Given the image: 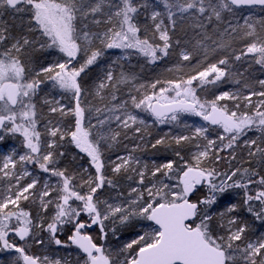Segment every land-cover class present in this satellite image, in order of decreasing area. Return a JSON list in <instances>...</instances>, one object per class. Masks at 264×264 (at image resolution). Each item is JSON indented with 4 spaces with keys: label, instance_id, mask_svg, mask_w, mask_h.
<instances>
[{
    "label": "snow or ice",
    "instance_id": "1",
    "mask_svg": "<svg viewBox=\"0 0 264 264\" xmlns=\"http://www.w3.org/2000/svg\"><path fill=\"white\" fill-rule=\"evenodd\" d=\"M246 9L264 12V0H0V144L19 136L24 149L0 156V179L8 181L0 194V252L16 254L11 264H264V232L249 238L254 225L234 215L242 207L264 225V174L252 166L253 160L264 166V90L213 99L197 91L225 79L251 89L248 69L232 71L230 59L264 69V17L244 15ZM6 13L11 23L3 20ZM113 49L121 55L99 83L85 87L82 74ZM217 53L216 62L196 70ZM45 54L54 56L51 63H43ZM172 55L193 74L137 85L136 73L125 71L123 61L133 57L152 65ZM258 84L264 89V79ZM41 85L51 91L40 96ZM122 85L126 99L118 96ZM253 96L262 98L254 106ZM229 100L234 107L220 103ZM182 116L219 129L217 138H209V127L181 123ZM166 124L190 133H165L151 144L166 145L175 159L149 166L134 154L140 144L106 158L122 137L142 140L151 127ZM69 145L87 157V166H59ZM229 192L239 204L221 201ZM24 202L35 206V215ZM129 226L139 230L136 236L111 247L109 232L119 241L118 231ZM94 227L95 235L88 231ZM32 244L54 245L56 254H30Z\"/></svg>",
    "mask_w": 264,
    "mask_h": 264
},
{
    "label": "trees",
    "instance_id": "2",
    "mask_svg": "<svg viewBox=\"0 0 264 264\" xmlns=\"http://www.w3.org/2000/svg\"><path fill=\"white\" fill-rule=\"evenodd\" d=\"M149 2H153V0H149ZM257 9L256 11H258ZM260 11V10H259ZM244 12V10H243ZM264 17V12L258 13L256 15V18ZM3 20L7 21L8 23H11V17L6 13L3 17ZM239 23H241V19L239 20ZM242 24V23H241ZM243 43H247V41L241 42V45ZM47 56V59L43 61L44 64L51 63L52 59H54V56H48V54H45ZM113 56V57H112ZM120 55H112L110 52H105V55L101 57L98 62L92 66H90L85 74H82V82L85 87L91 88L95 82L97 81V76L103 71L104 73L107 71L108 65L111 63L113 59L118 58ZM221 57L220 53L217 54H211L209 55L208 59L204 61L203 64L199 66L196 70H203L204 67H207V64L216 62ZM202 58V57H201ZM125 64V71H131L135 72L138 79L136 81V84H145L149 85L153 82H155L157 79L160 80H176L178 77L186 76L193 74V68L187 67L188 62L185 61H179V57L177 55H172L170 57H165L158 61L156 64H146L143 62V58L139 57H133L131 61H123ZM192 65L195 66L197 64V60H193ZM230 63L232 64V71H236V69H239L240 71H243L245 68L248 69V71L245 73V76L248 78L249 82L252 83L251 89H245L242 87L243 81L241 84H236L234 79H225L221 82H218L217 85H207L205 86V89L197 88L198 93L201 95L202 98L206 99H213L215 95H219L227 90H238L242 91L244 95H248L250 91H261L264 89L260 88V85L258 84V81L261 79H264V69H262L259 65H256L254 62H251V67H249V64L246 62H237L234 59H230ZM177 64L180 65V70H176ZM130 65V67H129ZM143 65V66H142ZM223 67V66H221ZM114 72L118 76L120 72L119 65L114 66ZM196 82H194L195 84ZM161 85H158V88ZM127 88L128 86L122 85L121 91L118 93V96H120L121 99L127 98ZM149 91H152L150 88ZM46 91V92H45ZM109 90H105V92H109ZM49 91L46 90V85H42L41 91L39 93L40 96L42 94L47 93ZM258 96H253V98H257ZM91 99V97H89ZM260 99H262L260 97ZM64 102L67 101V107L72 106V102L70 100H63ZM94 104L98 106H103L99 100V98H96L92 101ZM230 103V102H229ZM37 104H38V110L41 107L39 98H37ZM234 105V103H230ZM193 116H182L181 117V123H187L189 125H193L196 122L195 118H192ZM55 118H59L58 114ZM71 117L67 118L65 120V124H67V120H70ZM93 124L96 123L95 118L93 117L92 121ZM115 127V125H113ZM185 128L183 127H177L174 124L162 126V128H157L156 126H153L150 128V130L143 134V139L140 140L139 138L136 139H124L121 138V143L115 145L111 150L107 151L105 153L106 158L115 159L117 155L121 154H127L129 151L136 147L137 144L141 145L140 149H137V151L134 153L136 156H139L141 158L142 163H148L149 166L153 162L156 163H162L166 162L167 160L175 159V156L171 152V150L166 145H159L157 148H152L151 144L155 143L156 139H159L161 136H163L165 133L169 134V138L172 135H179L183 133V130ZM187 130V129H186ZM213 131V130H212ZM213 137L214 139L217 138V134L220 132L219 129H215L213 131ZM259 136V133L256 132H250L249 137L251 138H257ZM20 137L10 138L5 137L2 144H0V147H8V144L11 142H15L17 146L20 145ZM127 146V147H125ZM173 146L174 143H173ZM185 153L187 154L188 148L186 147L184 149ZM67 152L68 155L66 158L61 159L59 166L60 167H68L71 171L74 169L77 164L87 166V160L86 157L79 156L75 153L73 146H67ZM76 154L77 159L73 160V155ZM243 155L246 156V152L243 153ZM235 163V162H234ZM245 167H248L247 164H244ZM253 167H258L259 171L264 174V166L257 165L256 161H252ZM109 175H111V172L109 171ZM122 184L130 183L127 180H122ZM3 190V189H0ZM233 191H239V190H233ZM203 190H201L199 193L195 194L192 198L196 199L197 196L201 195ZM2 193V192H1ZM221 201L226 203H236L239 204L240 197H237L233 194V192L226 193L223 197H221ZM25 209H29L32 212L35 210L33 205H30L28 202L23 203L22 205ZM223 209V205L218 209L216 206H214L213 211H219ZM234 215H238L240 217L246 218L250 223L254 225L255 231H250L248 233L249 238H253L254 236L258 235L260 232H264V225L258 224L254 221V219L247 213L245 209L242 207H238L237 213H234ZM139 230L133 226H129L126 229H122L118 231V235L120 236V240L117 241L114 237H112L111 232H109V243L112 247L113 244L119 245V242L124 241L126 238H131L134 234H136ZM70 233H60V238L63 240H66L67 235ZM93 234V233H92ZM96 234V233H95ZM93 234V235H95ZM99 239L97 238V243H100ZM22 244V243H21ZM51 249H54L55 246H38L35 244H32L30 247H28V251L30 254L38 255V256H44L45 254L48 255H55L56 253L50 251ZM66 250H61L60 254H63V252ZM15 253L8 254L5 252H0V264H11V258L15 256Z\"/></svg>",
    "mask_w": 264,
    "mask_h": 264
},
{
    "label": "rangeland",
    "instance_id": "3",
    "mask_svg": "<svg viewBox=\"0 0 264 264\" xmlns=\"http://www.w3.org/2000/svg\"><path fill=\"white\" fill-rule=\"evenodd\" d=\"M257 9H255V10H244V12H243V14L244 15H247V14H249V13H252L255 17H256V15L258 14V13H260V11L258 10V11H256ZM241 23H243V19L241 18ZM106 52H110L112 55H121V53H120V51L119 50H115V49H113V50H106ZM113 57V56H112ZM79 65H77V67H78ZM104 72L102 71L98 76H97V81L95 82V84H97V83H99V81L104 77ZM45 86V85H44ZM41 87H42V85H41ZM46 90L47 91H51V86L50 85H46ZM227 91H229V92H237L238 90H227ZM46 92V91H45ZM225 92V91H224ZM46 93H44V94H42V96H44ZM260 100V97H257L256 99L255 98H253L252 97V101H251V103H252V105L254 106L258 101ZM232 102V103H234L235 104V101H231V100H229V101H221L220 103L221 104H226V105H228L229 107H234V105H232V104H230V103ZM62 103H64L65 105H67V101H62ZM141 119H145L146 120V122L149 124V125H153V120H152V118L149 116V115H147L146 113H143V112H138L137 110H133ZM45 112H46V109H45ZM192 118H195L196 119V122L192 125V127L193 128H195V127H199V126H205V127H209V132L207 133V135L209 136V138H211V139H214V137L212 136L213 135V131L215 130L214 128H212L211 126H209V125H206V123L204 122V121H202L199 117H192ZM86 123H87V121H86ZM166 125H171V124H166ZM166 125H158V126H156L157 128H162V126H166ZM213 130V131H212ZM0 134H2V133H0ZM183 134H190L189 133V131L188 130H186V129H184L183 130ZM7 137H10L11 139L13 138L12 136H7ZM17 137H19V136H17ZM13 147H15L16 148V150H17V153L18 154H23V152H24V149L21 147V146H17L16 144H15V142H10L9 144H8V147H0V156H2V155H4V154H7V153H9L10 151H11V149L13 148ZM74 151H75V153L76 154H78V150L77 149H75V147H74ZM128 154V153H127ZM127 154H121V155H127ZM79 156H82V157H85L83 154H78ZM17 159H18V156L16 157ZM86 160H87V157H86ZM113 160H115V159H113ZM19 167V166H18ZM27 168H28V170L29 171H32L34 174H36V175H39V176H41V177H44V178H46V179H50V180H52V181H54L55 180V178L54 177H48L47 176V174H44V173H40L39 172V170L38 169H36L34 166H32V165H27L26 166ZM28 182V179H25L24 181H22V183H27ZM8 184V181L7 180H5V179H0V189H3V190H0V194H2L3 193V191H4V189H5V186ZM2 192V193H1ZM25 203V202H24ZM34 209H35V206H34ZM222 210V209H221ZM33 215H35V210L33 211ZM137 234V233H136ZM136 234H134L133 236H131V238H134L135 236H136ZM42 236H44V237H47V233H42L41 234ZM131 238H126V239H124V241H121V242H119V244L120 243H122V242H125V241H128V240H130ZM67 239V238H66ZM14 240H16V239H14ZM23 243V242H22ZM19 244V243H18ZM116 246H118V245H115V244H113L112 245V247H116ZM45 247H48L47 245H45ZM66 251H68V250H66ZM5 253H8V254H11V252H5ZM43 256V255H42Z\"/></svg>",
    "mask_w": 264,
    "mask_h": 264
},
{
    "label": "flooded vegetation",
    "instance_id": "4",
    "mask_svg": "<svg viewBox=\"0 0 264 264\" xmlns=\"http://www.w3.org/2000/svg\"><path fill=\"white\" fill-rule=\"evenodd\" d=\"M88 231L89 232H91V233H93V234H95V233H97L98 232V229L97 228H93V229H88ZM11 239H16L15 241L17 242V243H19V244H21L22 242H20L19 240H18V238H15L14 236H12V237H10Z\"/></svg>",
    "mask_w": 264,
    "mask_h": 264
},
{
    "label": "water",
    "instance_id": "5",
    "mask_svg": "<svg viewBox=\"0 0 264 264\" xmlns=\"http://www.w3.org/2000/svg\"><path fill=\"white\" fill-rule=\"evenodd\" d=\"M213 127V126H212ZM91 230V229H90Z\"/></svg>",
    "mask_w": 264,
    "mask_h": 264
}]
</instances>
